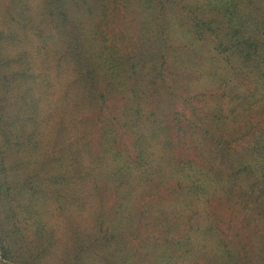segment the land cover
Returning a JSON list of instances; mask_svg holds the SVG:
<instances>
[{"label":"trees","instance_id":"obj_1","mask_svg":"<svg viewBox=\"0 0 264 264\" xmlns=\"http://www.w3.org/2000/svg\"><path fill=\"white\" fill-rule=\"evenodd\" d=\"M0 264H264V0H0Z\"/></svg>","mask_w":264,"mask_h":264}]
</instances>
